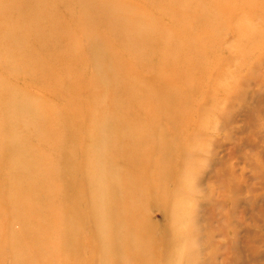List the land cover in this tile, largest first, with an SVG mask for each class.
Instances as JSON below:
<instances>
[{
  "label": "rangeland",
  "instance_id": "1",
  "mask_svg": "<svg viewBox=\"0 0 264 264\" xmlns=\"http://www.w3.org/2000/svg\"><path fill=\"white\" fill-rule=\"evenodd\" d=\"M181 2L0 0V264H264V21Z\"/></svg>",
  "mask_w": 264,
  "mask_h": 264
},
{
  "label": "bare ground",
  "instance_id": "2",
  "mask_svg": "<svg viewBox=\"0 0 264 264\" xmlns=\"http://www.w3.org/2000/svg\"><path fill=\"white\" fill-rule=\"evenodd\" d=\"M228 1H230V0H200V1H198L197 6L195 7V9L191 13V15H190V6H189V3H188L189 0H182L181 6L180 5L176 6V7L180 8V10H177L178 12L175 11L174 13L176 15L181 14L180 15L181 16L180 19L183 20V21L182 20L181 21L184 24V27L186 29L187 34H188V31H191V32H195L196 33V34L193 35V38L195 40L194 41H191V42H187V45H188V43H190V44H192V47L195 48V50L197 52V56H196V58H195V56H193L191 58L193 60L196 59L195 61L198 64L204 58V56H205L204 53L205 52L210 51L209 53L211 54V51H212V49L210 50V47H209V42H208V39L206 37L207 35L206 34H203V32H201L202 30H206L204 28L208 25V22H209V18H208V16L204 15L202 7L203 6H206V10L208 12H215V11L220 12L218 9H222L223 8V5L222 4H224V3H221V2H228ZM237 1L238 0H234L235 4L237 3ZM233 10H234V14L232 12V16L230 17V19L233 20V21L240 20V17L241 16L243 18V16H255V15L257 16L256 19L253 18V19H249L248 21H251V20H254V19L255 20H259V22L264 21V14H263L264 13V0H241V2H239V4L237 3V6ZM199 13H200V15H199ZM261 14H263V15H261ZM104 15H106V12L104 13ZM191 17H195L196 20H198L201 17L202 18V23H198V24L195 23L194 25H191L189 23V20H190ZM222 25H225V23L223 24V22H222ZM227 25H228V23H226V26ZM230 25L231 24H229V26ZM252 28H254V21L249 22L247 25L244 24L241 27V29L243 31H247L246 33H248L249 31H251ZM233 29H234V26H233ZM182 39H179V42ZM185 45H186V41L182 42V46L180 45L178 47L179 50L181 51V54H180L178 48H176V50H172L171 48L168 49V50H166V53L165 54H166L167 59L171 57L170 58L171 62H175L177 60L176 57L178 56V60H179L180 57L183 56L182 55L183 54L182 52L183 51L186 52L185 51V48H184ZM182 47H183V49H182ZM192 47L190 49H187V50L190 51L192 49ZM99 51L96 52L95 55H97L99 53ZM146 51L147 50H144V52H146ZM140 52H142V51H140ZM168 52H170V57L168 55ZM175 54H176V56H173ZM187 54H189V53L187 52ZM173 57H174V61L172 60ZM139 59H142V60H144V62H146L147 60L150 59V57H145L144 55L141 54L140 57H139ZM205 59L207 60V63H208V61H209L210 58L206 56ZM205 59H203V61ZM189 60H186V61H189ZM177 63H178V61H177ZM225 63H227V60H225ZM205 65H207L209 67L212 66L211 65V62H209L208 64H205ZM171 67L172 68H175L173 63H171V65H170V74H169L170 77L173 76L172 75V68ZM213 69H215V68H213ZM205 72H208V74L214 75V77L217 78V80H218L216 84H214L212 82H208V84H207V88H208L207 93L210 94V95L208 94V97H210V96H212L215 93H219L220 90L222 89L223 80H221V77L224 76L225 73H223V69H221V68H220V70H218V68H216L213 72H212V68H208ZM208 74L205 75V73H204L202 75L201 80L199 82V84L201 86H205L204 85V83H205L204 81L207 78ZM148 79H150V78H148ZM151 79H153V78H151ZM164 79H161V80H164ZM231 80H232V83H234L237 86H242L243 83H244V81L242 82L240 79L238 80L237 77L236 78H232ZM149 82L152 84V86H154L156 88V90H158L161 87V85H163L165 83V82H156V80L155 81H149ZM260 89L257 88L255 90V92L258 93L260 91ZM168 95H169V98H168L169 99V101H168L169 107L171 108V110L174 111L175 108H176L174 106V101H173V99H175V89L172 88L171 86L168 88ZM229 95H230V98L232 99V97L235 98V95L237 96L238 93L231 92ZM199 104L200 103L197 104L198 107H200ZM202 105L203 104H201V108H202Z\"/></svg>",
  "mask_w": 264,
  "mask_h": 264
}]
</instances>
